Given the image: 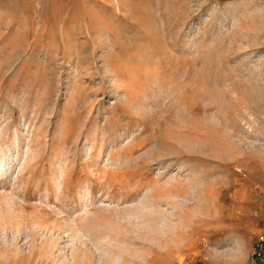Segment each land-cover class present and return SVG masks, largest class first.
I'll list each match as a JSON object with an SVG mask.
<instances>
[{
    "label": "rangeland",
    "instance_id": "obj_1",
    "mask_svg": "<svg viewBox=\"0 0 264 264\" xmlns=\"http://www.w3.org/2000/svg\"><path fill=\"white\" fill-rule=\"evenodd\" d=\"M264 229V1L0 0V264H248Z\"/></svg>",
    "mask_w": 264,
    "mask_h": 264
},
{
    "label": "built area",
    "instance_id": "obj_2",
    "mask_svg": "<svg viewBox=\"0 0 264 264\" xmlns=\"http://www.w3.org/2000/svg\"><path fill=\"white\" fill-rule=\"evenodd\" d=\"M264 1V0H261ZM250 263L264 264V229L259 234L250 254Z\"/></svg>",
    "mask_w": 264,
    "mask_h": 264
},
{
    "label": "crops",
    "instance_id": "obj_3",
    "mask_svg": "<svg viewBox=\"0 0 264 264\" xmlns=\"http://www.w3.org/2000/svg\"><path fill=\"white\" fill-rule=\"evenodd\" d=\"M248 264H253V263L248 262Z\"/></svg>",
    "mask_w": 264,
    "mask_h": 264
}]
</instances>
